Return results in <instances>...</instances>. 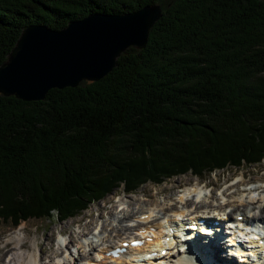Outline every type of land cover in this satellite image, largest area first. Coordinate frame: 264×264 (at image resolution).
<instances>
[{
    "label": "trees",
    "instance_id": "1",
    "mask_svg": "<svg viewBox=\"0 0 264 264\" xmlns=\"http://www.w3.org/2000/svg\"><path fill=\"white\" fill-rule=\"evenodd\" d=\"M161 4L144 50L102 80L0 96V226L60 224L114 191L264 160V0H0V64L22 30Z\"/></svg>",
    "mask_w": 264,
    "mask_h": 264
},
{
    "label": "water",
    "instance_id": "2",
    "mask_svg": "<svg viewBox=\"0 0 264 264\" xmlns=\"http://www.w3.org/2000/svg\"><path fill=\"white\" fill-rule=\"evenodd\" d=\"M162 15L158 3L122 15L90 13L61 30L29 25L0 64V96L38 102L49 90L100 81L130 47L144 50Z\"/></svg>",
    "mask_w": 264,
    "mask_h": 264
},
{
    "label": "rangeland",
    "instance_id": "3",
    "mask_svg": "<svg viewBox=\"0 0 264 264\" xmlns=\"http://www.w3.org/2000/svg\"><path fill=\"white\" fill-rule=\"evenodd\" d=\"M262 178H264V161H262L261 164L244 166L239 169L238 167L228 168L226 170L222 169L221 171H216L213 174L210 173L202 178L189 173L172 179H166V182L163 184H145L133 194L123 192L122 188L116 190L105 200H100L97 203L91 204V207L84 211L81 216L71 218L63 224H60L55 216L50 220H37L31 218L15 228H13L11 223H3L0 226V264H5V260L7 261L9 259V255H11V252L15 248L16 245L11 239L17 231L19 236L25 239V241L23 240V251L28 259L32 256H41V251L44 249L49 254L59 255L55 257V264H61V262L70 264L73 260V258L71 259L72 255L79 256V253L82 251L83 254L91 253L92 255L94 252L93 247H95L96 244L102 243L104 239L107 241L108 236L111 235L115 240L118 239L117 233L113 232L111 227H108V224L112 221L110 219L113 217L110 209H113L115 213V217L113 218L116 222L119 218L124 217V214L130 213L128 216H131L144 210L148 211L152 207L156 211L155 214H158L160 211L157 207H163L166 206V204H177L175 201L179 198L178 195H180V193L184 194L186 192L185 190L191 185H200L198 180L202 183H208L215 188H204L203 191H208L214 196L211 198L210 195H207L204 201L211 202V200H213L214 203L219 201L226 203L230 201L231 205H234L232 204L234 201L244 200L250 196L251 198L261 196L262 192L253 191L249 188L251 185H253V187L263 185L264 187V180H261ZM245 180H251L252 182L250 181L248 184L242 183V181ZM234 181L239 182L238 184L236 183L230 186L226 184L229 182L234 183ZM217 188L219 189L217 190ZM223 190L226 191L225 194L221 193ZM179 206H181V204H177L178 208ZM228 206L234 208L230 206V204ZM107 208H109V211ZM101 211L104 212L101 213ZM159 216L162 217L165 215L159 214ZM94 219L96 223L92 226V230H90L91 233L87 236L82 235V231L86 228V225L91 221L93 222ZM104 222L106 223L104 226L106 230L102 228ZM61 233L63 237H61ZM129 235L130 234H124L123 237L125 238ZM63 238L67 241L75 238L76 241L69 243V247L66 249L65 245L62 244ZM109 242L110 241H107L106 243L108 244ZM175 261L176 260H174V262ZM210 261L212 260L210 259ZM243 262L244 261L238 263L237 260L236 264H242Z\"/></svg>",
    "mask_w": 264,
    "mask_h": 264
},
{
    "label": "bare ground",
    "instance_id": "4",
    "mask_svg": "<svg viewBox=\"0 0 264 264\" xmlns=\"http://www.w3.org/2000/svg\"><path fill=\"white\" fill-rule=\"evenodd\" d=\"M238 182V181H237ZM198 183H200V185H195L192 187L187 188L185 191V193L183 194L184 198H180V200L175 201V203L177 204H182V208L184 207H189V204H191V199H190V195H192L193 193H196V195L202 196L203 194V189L204 187H200L201 185L207 186L206 183H202L201 181L198 180ZM236 184V183H235ZM263 187V185L259 186L257 189L261 190ZM256 189V191H257ZM223 192L226 193V191L223 190ZM262 195L259 196V198H250L248 199L247 203L242 202L241 204H235L231 205V202L229 201L230 206H233V212L230 214L231 218L233 219V221L239 222L238 217L239 216H243V218L247 221L250 218H252V216L254 215V218L257 217L258 219H263L264 220V189L262 190ZM196 202V206L194 207L196 210L192 211V213L194 212L195 214L199 213L201 210L202 213H205V211H203L204 209H208V208H215L217 207H223V203H220V205L216 206L212 203H210L209 201H194ZM133 204V203H131ZM177 204L172 205V204H166V206H161V207H157L160 211V215H165L163 216L162 220L160 221L161 218H154L155 216V209L152 207L150 208L148 211H141L137 214L128 216V214H124V217L119 218L118 221L116 222L114 220L113 217H115V213L113 212V209H110V212L112 213L113 217H111L110 220L111 223L108 224V227H111V229H113V232L117 233L118 239H114L113 237L108 236L107 241H110V244H107L105 241V239L103 240L102 243L97 244L96 247H94V253L95 255H91L90 254H83L82 252H78L79 256H73L71 257V259L73 258V264H82V262L87 261L86 264H130V261H139L140 259L146 257L147 252H146V248L148 246H150L149 244L152 243V241H149L146 243L147 246H145L144 248H140L138 247L137 249H129V255L126 256L124 255L121 259H112V256L110 257H105V253L109 250V248H111V246H117L118 243L122 244L124 240H122V238H124V234H129L130 229L136 230L137 234H140L141 236H145L146 232H151V227H154L156 230L152 231L151 233L154 236L158 237V245H164L167 240V235L165 234L169 228V226H172L173 223L176 222V220L179 219L180 216L184 217L186 216V211L183 210L182 208H177ZM130 205V204H129ZM192 206V205H191ZM190 206V207H191ZM102 210V209H101ZM107 210L109 211V208H107ZM255 210H260V214H257V212ZM104 211H101V213H103ZM128 212V211H127ZM209 212V211H206ZM154 215V216H153ZM218 216H223V213L218 214ZM261 216V217H260ZM158 217V216H157ZM133 218L138 220V224L135 228H131L130 225L127 222L130 221H134ZM120 222V224H119ZM124 225H122V223H124ZM96 223V220L94 219L93 222L91 221L89 224L86 225V228L82 231V235L83 234H90V230H92V226ZM105 222L102 225V228L106 230L105 226ZM18 229V228H17ZM15 229V230H17ZM89 231H88V230ZM143 230H145V232H143ZM143 232V233H142ZM136 234V235H137ZM130 240L128 242H130L133 237H129ZM112 239V240H110ZM25 239L19 236L18 231L14 233V236L12 237L11 241L14 242V244L16 245L15 248L13 249V251L11 252V255H9V259L6 261L5 260V264H55L56 262V258L57 256H59L58 254H49L46 250L42 249L41 251V256L39 255V257H34L32 256L30 259H28V257L26 256L25 252L23 251V245H24V241ZM172 239L169 240V244H173V241L170 242ZM75 242L76 239H70L68 243H66V247L68 248L69 243L71 242ZM99 241V240H98ZM105 242V243H104ZM113 242V243H111ZM127 242V241H126ZM104 244V245H103ZM223 249V243L220 242L219 243ZM209 248L207 252H205V257L207 258V260H202L201 264H208V262L212 263V264H220L222 263L221 259L224 255H222V252L219 250H216L217 246L216 244L213 243H209ZM10 251V250H9ZM150 253V252H149ZM172 252L168 253L171 254ZM93 254V253H92ZM8 255V254H7ZM6 255V256H7ZM181 255V252L178 253V256ZM184 255V254H183ZM241 255V254H240ZM245 254L241 255L242 257ZM30 257V256H29ZM221 257V259H220ZM7 258V257H6ZM165 259V257H160L159 262H162ZM210 259L212 261H210ZM26 260V262H25ZM264 261V258H263ZM140 262V261H139ZM178 264H194V262H190L189 260H186L184 258L177 261ZM150 263V262H149ZM233 263V262H232Z\"/></svg>",
    "mask_w": 264,
    "mask_h": 264
}]
</instances>
